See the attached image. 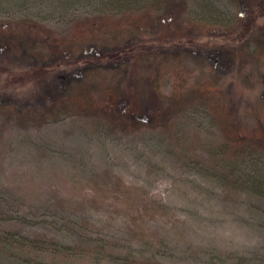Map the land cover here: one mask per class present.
Instances as JSON below:
<instances>
[{"label":"rangeland","instance_id":"374dc122","mask_svg":"<svg viewBox=\"0 0 264 264\" xmlns=\"http://www.w3.org/2000/svg\"><path fill=\"white\" fill-rule=\"evenodd\" d=\"M190 5L216 29L203 27L211 48L204 69L232 117L246 130L260 127L264 66L252 50L262 32L230 58L219 45L232 35L238 7ZM103 6L31 0L0 6V18L36 16L63 40ZM24 48L10 57L0 51V264H264V147L234 157L197 103L140 127L122 112L79 109L72 97L80 58L9 82L38 67ZM112 83L139 104L138 72ZM162 86L168 91L167 77Z\"/></svg>","mask_w":264,"mask_h":264},{"label":"trees","instance_id":"16d2710c","mask_svg":"<svg viewBox=\"0 0 264 264\" xmlns=\"http://www.w3.org/2000/svg\"><path fill=\"white\" fill-rule=\"evenodd\" d=\"M29 1L0 0V6H22ZM91 1L104 6L97 13L81 17L69 39L61 40L54 29L36 16L0 18L2 54L10 57L23 49L26 42L24 53L38 65L9 82L24 81L29 76L47 72L50 63L66 62L68 57L71 61L80 58L83 64L72 97L79 109L96 113L122 112L131 118V124L140 127L153 122L157 113L166 114L197 103L209 111L234 157L254 154L264 147V91L258 104L261 126L246 130L232 117L218 83L204 69L206 50L210 48L202 39L204 28L211 29L210 34L216 29L191 14L190 0ZM231 1L238 7L233 33L219 47L230 58L238 57L236 47L254 32L261 31V37H255L252 55L264 66V24L258 22L264 13V0ZM34 47L41 50L37 49L35 54ZM132 71L143 79L139 104L122 92L117 93L112 83L121 73ZM165 77L168 78L166 92L162 86ZM103 98L106 102L101 104ZM128 264L145 263L133 259Z\"/></svg>","mask_w":264,"mask_h":264}]
</instances>
